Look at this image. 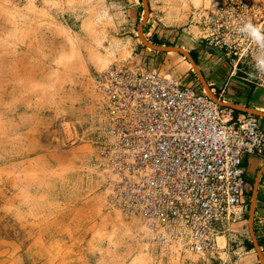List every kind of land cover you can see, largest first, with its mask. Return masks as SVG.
Masks as SVG:
<instances>
[{
    "label": "rangeland",
    "instance_id": "374dc122",
    "mask_svg": "<svg viewBox=\"0 0 264 264\" xmlns=\"http://www.w3.org/2000/svg\"><path fill=\"white\" fill-rule=\"evenodd\" d=\"M199 1L209 0H0V238L7 232L15 264L26 256L25 264H264L251 189L223 243L179 255L153 245L143 219L109 203L90 141L94 71L113 62L148 68L150 56L134 60L145 32L193 28L185 14L204 6ZM215 93L227 100L221 88Z\"/></svg>",
    "mask_w": 264,
    "mask_h": 264
},
{
    "label": "built area",
    "instance_id": "2783aa9c",
    "mask_svg": "<svg viewBox=\"0 0 264 264\" xmlns=\"http://www.w3.org/2000/svg\"><path fill=\"white\" fill-rule=\"evenodd\" d=\"M193 17L229 76L264 88V47L240 31L264 26V0H211ZM92 81L90 141L109 203L143 219L142 235L160 249L213 250L246 213L243 156L264 151L259 119L142 63H110Z\"/></svg>",
    "mask_w": 264,
    "mask_h": 264
},
{
    "label": "crops",
    "instance_id": "0c3cea01",
    "mask_svg": "<svg viewBox=\"0 0 264 264\" xmlns=\"http://www.w3.org/2000/svg\"><path fill=\"white\" fill-rule=\"evenodd\" d=\"M149 2L151 3V1ZM180 2L173 1V4L180 6ZM199 2L200 5H204L202 7H206L210 4L211 0ZM206 3L207 5H205ZM153 6L151 4V8ZM155 6L157 7V5ZM197 9L199 8H195L190 13L186 11L185 15L190 17V21L192 22L195 10ZM153 14L154 12H150L144 22H153L154 20L150 18ZM173 14H175V11H173ZM172 16H177V14ZM171 25L172 23L169 24V26ZM145 28H143L144 31ZM151 30L152 28H149V31L145 32L144 35L147 42L142 43L145 48L139 50V55L136 57L138 59H134L135 61L141 60L142 57L147 58L150 56L147 62L148 68L170 72L180 78L181 81L194 84L202 90H205L204 87H207L214 99L231 106L235 112L256 116L264 129V88L248 84L237 75L229 76L230 67L228 61L223 57L222 53L209 49L198 39L199 29L197 25L186 30L182 29L181 32L183 33L178 30V26L175 29L173 27V29L165 30L163 26L158 25L152 34ZM166 36L170 38L168 43L163 39ZM189 64L192 66L188 67L187 65ZM192 70L194 73H192ZM24 77L27 80L28 75ZM213 84H216L217 88H221V91L223 90L226 93L227 100L225 98L221 100V96H219L221 93H215V86L213 87ZM243 167L245 177L246 175L251 177L250 186L246 188V191L251 189V198L255 197V228L263 229L261 232L262 238L257 236L260 238V241L264 239V151L261 154L244 155ZM260 244L262 243L260 242ZM261 249H263L262 246Z\"/></svg>",
    "mask_w": 264,
    "mask_h": 264
},
{
    "label": "bare ground",
    "instance_id": "6f19581e",
    "mask_svg": "<svg viewBox=\"0 0 264 264\" xmlns=\"http://www.w3.org/2000/svg\"><path fill=\"white\" fill-rule=\"evenodd\" d=\"M175 8V7H174ZM10 17H8V20H10L9 19ZM114 40V39H113ZM76 45V44H75ZM75 47V46H74ZM97 58L99 59V60H101V56L99 57V56H97ZM101 68V67H100ZM22 82H24V80H21ZM1 85V84H0ZM24 86H27V84L25 83V85ZM3 93V92H2ZM92 94V93H91ZM30 94L28 93V96H29ZM32 96V95H31ZM90 96V95H89ZM92 97V96H91ZM25 98H26V96H25ZM23 99V98H22ZM27 99H28V97H27ZM26 99V100H27ZM49 99V98H48ZM25 100V101H26ZM30 101H32V100H30ZM6 103V102H5ZM28 105H29V103H28ZM53 105V104H52ZM12 107V106H11ZM9 112V111H8ZM11 112V111H10ZM6 115V114H5ZM4 115V116H5ZM7 120V119H6ZM2 123V122H1ZM10 126V125H9ZM13 126V125H12ZM74 128V127H73ZM17 133V132H16ZM18 135V134H17ZM13 136V135H12ZM28 153V152H27ZM24 155H26V154H24ZM61 156V155H60ZM61 158V157H60ZM3 168V167H2ZM3 172H4V170H3ZM12 173V172H11ZM8 174V173H7ZM13 176V175H12ZM15 180V179H14ZM3 184V183H2ZM14 185V184H13ZM13 193V192H12ZM1 201H2V199H1ZM123 213V212H122ZM101 220V219H100ZM103 221V220H102ZM103 222H105V221H103ZM113 222V221H112ZM20 226V225H19ZM113 227H115V226H113ZM117 228V227H116ZM119 228H121V227H119ZM12 229H13V237H16V236H18L19 235V231L18 230H16V231H14V227H12ZM126 230V229H125ZM127 230H129V229H127ZM117 231V230H116ZM120 231V230H119ZM127 232H130V231H127ZM5 236H7V232H6V235H4V237H1L0 238V264H15L16 263V261H15V259H13V257L10 255V253L8 252V250L7 249H5L4 248V246L6 245V243H5V240H4V238H5ZM28 237H29V234L27 235V237L26 238H24V240H26L25 242H27V239H28ZM136 237V236H135ZM141 237V236H140ZM44 239V238H43ZM224 236L223 235H219V236H217V242L219 243V244H221V243H223L224 242ZM20 241V240H19ZM11 244H14L16 247H17V243H15L14 242V240H13V242L11 241ZM29 249V248H28ZM25 250L24 251V254H27L28 255V253H30L29 252V250ZM12 255L14 256V254L12 253ZM31 258L33 257L32 255H29ZM27 256H26V258H24V260L22 259V258H20L19 257V263L20 264H25V261H27Z\"/></svg>",
    "mask_w": 264,
    "mask_h": 264
},
{
    "label": "clouds",
    "instance_id": "9594fccd",
    "mask_svg": "<svg viewBox=\"0 0 264 264\" xmlns=\"http://www.w3.org/2000/svg\"><path fill=\"white\" fill-rule=\"evenodd\" d=\"M261 27L264 26H254L251 22L245 23L243 27L240 28V31L246 33L252 37V39L264 47V34L261 32ZM264 63V62H262Z\"/></svg>",
    "mask_w": 264,
    "mask_h": 264
},
{
    "label": "water",
    "instance_id": "95a60500",
    "mask_svg": "<svg viewBox=\"0 0 264 264\" xmlns=\"http://www.w3.org/2000/svg\"><path fill=\"white\" fill-rule=\"evenodd\" d=\"M144 1V0H143ZM163 49H166V50H168L169 48H163ZM207 90H208V88L207 87H205ZM210 95V94H209ZM211 96V95H210ZM212 97V96H211ZM212 98H214V97H212ZM249 111H251V112H253L252 110H249ZM259 113V112H258ZM254 245H255V247L257 248L258 247V245H257V243L256 242H254ZM258 249V248H257Z\"/></svg>",
    "mask_w": 264,
    "mask_h": 264
}]
</instances>
